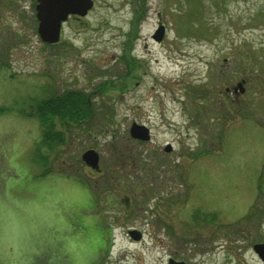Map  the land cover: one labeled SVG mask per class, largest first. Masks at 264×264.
I'll return each instance as SVG.
<instances>
[{
    "label": "rangeland",
    "instance_id": "374dc122",
    "mask_svg": "<svg viewBox=\"0 0 264 264\" xmlns=\"http://www.w3.org/2000/svg\"><path fill=\"white\" fill-rule=\"evenodd\" d=\"M70 89L90 111L55 116L64 142L49 148L36 103ZM132 122L147 140L130 136ZM61 177L89 190L100 217L94 264H167L172 253L264 264L252 247L264 242V0H95L54 45L38 36L34 0H1L0 264H60L30 225Z\"/></svg>",
    "mask_w": 264,
    "mask_h": 264
},
{
    "label": "clouds",
    "instance_id": "9594fccd",
    "mask_svg": "<svg viewBox=\"0 0 264 264\" xmlns=\"http://www.w3.org/2000/svg\"><path fill=\"white\" fill-rule=\"evenodd\" d=\"M48 199L34 203L31 230L55 250L60 264H94L103 244L100 217L88 211L90 192L71 179L58 178Z\"/></svg>",
    "mask_w": 264,
    "mask_h": 264
},
{
    "label": "water",
    "instance_id": "95a60500",
    "mask_svg": "<svg viewBox=\"0 0 264 264\" xmlns=\"http://www.w3.org/2000/svg\"><path fill=\"white\" fill-rule=\"evenodd\" d=\"M92 5L91 0H36L35 10L37 18V33L44 43H56L59 41L62 23L67 19L68 14L85 15ZM163 36V26L155 30L153 38L160 40ZM240 91H243L241 83H238ZM129 134L138 140H147L149 130L143 124L132 122L129 126ZM164 151H170V144L164 146ZM85 164L92 168H98V153L93 149H87L81 154ZM128 234L135 240L141 236L137 230H130ZM253 250L264 262V242H256L252 245ZM168 264H186L184 261Z\"/></svg>",
    "mask_w": 264,
    "mask_h": 264
},
{
    "label": "trees",
    "instance_id": "16d2710c",
    "mask_svg": "<svg viewBox=\"0 0 264 264\" xmlns=\"http://www.w3.org/2000/svg\"><path fill=\"white\" fill-rule=\"evenodd\" d=\"M141 4H144V0H141ZM143 15L144 8L138 6L135 13V21L136 19L140 20ZM122 58L125 63L133 64L132 58L128 59L125 55H123ZM109 84H111V82ZM105 87L106 86L104 85L101 88V91H105ZM87 98L88 96L82 91L70 89L62 91L57 95L41 99L37 102V116L40 118L43 135L41 143L46 144L49 148L52 147V145L63 143L64 138L62 131L53 128L54 123L52 119L56 116L63 124L69 120H74L75 122L82 121L90 111L89 98ZM212 218H214V216H212Z\"/></svg>",
    "mask_w": 264,
    "mask_h": 264
},
{
    "label": "flooded vegetation",
    "instance_id": "af4514ba",
    "mask_svg": "<svg viewBox=\"0 0 264 264\" xmlns=\"http://www.w3.org/2000/svg\"><path fill=\"white\" fill-rule=\"evenodd\" d=\"M0 1H1V0H0ZM11 1H13V0H6L7 3H10ZM91 1H92V5H91L90 8H88L86 14L90 11V9L92 8V6L94 5L95 0H91ZM35 4H36V0H34V8H35ZM86 14H85V15H86ZM85 15H83V16H85ZM35 16H36V10H35ZM83 16L78 15V14H68L66 20H69V19L79 20V19H81ZM66 20H65V21H66ZM65 21H64V22H65ZM61 31H62V27H61ZM130 59H131V58H130ZM132 59H133V58H132ZM125 64L127 65V64H130V63H125ZM130 65H131V64H130ZM135 65H136V61L133 60V64L131 65V68L135 67ZM193 217H194V219H196V220L199 218L197 213L193 214ZM135 230H137V229H135ZM137 231L140 232L141 237H142V232H141L140 230H137ZM128 235H129V234H128ZM129 237H130L131 239H133L131 236H129ZM141 237H140V239H141ZM174 237H175V239H179V237H177V236H174ZM140 239H139V240H140ZM133 240H134V239H133ZM169 260H171L172 263H173V262L184 261L182 258H180V257H176L173 253L170 254V255L168 256L167 264H168ZM184 262H185L186 264H189V262H187L186 260H185Z\"/></svg>",
    "mask_w": 264,
    "mask_h": 264
},
{
    "label": "crops",
    "instance_id": "0c3cea01",
    "mask_svg": "<svg viewBox=\"0 0 264 264\" xmlns=\"http://www.w3.org/2000/svg\"><path fill=\"white\" fill-rule=\"evenodd\" d=\"M25 156H26V158H28V154L25 155ZM25 172H27V171H26V168L24 169V173H25ZM23 185H24V187H26V184H23ZM18 187H21V186H18ZM26 188H28V187H26Z\"/></svg>",
    "mask_w": 264,
    "mask_h": 264
}]
</instances>
